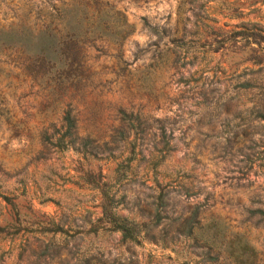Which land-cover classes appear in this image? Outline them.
I'll return each mask as SVG.
<instances>
[{
	"label": "rangeland",
	"instance_id": "rangeland-1",
	"mask_svg": "<svg viewBox=\"0 0 264 264\" xmlns=\"http://www.w3.org/2000/svg\"><path fill=\"white\" fill-rule=\"evenodd\" d=\"M74 1L0 0V264H212L200 236L227 262L239 239L264 264V0H104L100 8L122 11L120 27L131 29L121 46L127 71L115 76L114 46L97 41L99 50L82 48L80 79L76 70L58 77L26 51L62 28L54 9ZM143 18L180 39L156 41ZM63 89L81 111L78 136L93 137L85 155L40 142L58 125ZM92 102L96 123L84 118ZM117 106L132 113L127 144L114 130ZM125 157L136 170L114 183ZM100 177L118 214L147 221L162 190L166 218L138 243L89 231Z\"/></svg>",
	"mask_w": 264,
	"mask_h": 264
},
{
	"label": "trees",
	"instance_id": "trees-1",
	"mask_svg": "<svg viewBox=\"0 0 264 264\" xmlns=\"http://www.w3.org/2000/svg\"><path fill=\"white\" fill-rule=\"evenodd\" d=\"M192 0H189L191 2ZM101 2L104 0H75L70 7L55 8L56 18L62 25L61 29L52 31L51 29H46L43 35H39L36 40H34L30 46H28L26 51H31L37 63L40 66H45L49 64L54 66L55 72L58 73V77H61V73H72V71L77 72V77L80 79L79 72L84 66V60L82 55L83 47H90L95 50H99L95 43L97 41H106L114 46L116 50V63L115 66L117 70H114V75L125 74L127 71V62L121 57V46L130 33L131 29L129 27H120L124 25V14L122 11H116L114 13L110 12V8L101 7ZM91 7L92 10L89 9ZM110 13L113 15L112 22H109L108 15ZM143 27L147 32L153 34L156 37V41H161L164 37H167L170 42H175L180 37H177V31L174 35H170L168 28L157 25H152L143 18ZM184 26L182 28V31ZM251 35V34H250ZM246 37V36H244ZM262 41L264 38L260 37ZM252 41L258 42L257 40ZM87 79V77H85ZM103 87L101 84H97ZM63 89L59 94L60 103L63 104L61 108V115L57 120L58 125L50 123L51 131L43 129L40 135V142L44 146H49L58 151L67 150L72 148L73 150L79 151L82 154H86L87 145L93 140L90 133L87 132L84 136H78V129L81 128L79 122H81V116L75 102H72V96L65 92ZM63 97H66V102H61ZM3 97L0 95V103ZM5 106L0 105V116H2V110ZM86 113L84 118H91L93 123H96L101 118V108L98 107L96 102H92L90 105L85 107ZM114 118L118 120L119 125L115 127L114 130L117 133L119 139L123 140L125 144L126 136L128 135V128H124V122H128L131 119V112H126L121 107H116ZM5 120L9 121V116H3ZM258 117L264 120V113L259 112ZM113 139V137H111ZM129 153H134L131 148ZM130 157H125L123 160L116 164L114 168V183L124 180L127 176L133 175L136 166H130ZM160 162V158H156L152 165L155 168ZM148 164L146 167H148ZM127 173V174H126ZM89 174V172H86ZM90 176V174H89ZM96 180L93 181L92 188L97 190L100 195V213L95 218V220L90 224L89 231H96L98 229L106 231H115L119 233L121 240L131 241L138 243L140 239L148 234L151 227L156 226L164 218H166L165 207L166 203L164 200L165 192L162 190L157 191L154 201H153V212L151 217L147 221H134L133 219L122 216L116 212L117 204L114 200V191L111 185L107 181ZM3 199H7V196L0 195ZM10 204V209L16 213V207L13 203ZM198 214L197 208L192 210L189 218L182 225L183 227L189 226L195 221L196 215ZM189 223V225L187 223ZM197 222V220H196ZM195 222V223H196ZM2 229V227H0ZM184 231H189L188 227L184 228ZM217 232L218 236V231ZM202 239V245L207 248L206 254H209L211 247H213V255L208 258L212 260V264H232L226 261V257L221 256V251H216L215 246H210V242L213 239L200 236ZM197 236H194V240ZM231 252L233 258V264H253L254 258L253 251L245 243H241L239 239L235 241H230ZM223 255V254H222Z\"/></svg>",
	"mask_w": 264,
	"mask_h": 264
},
{
	"label": "water",
	"instance_id": "water-1",
	"mask_svg": "<svg viewBox=\"0 0 264 264\" xmlns=\"http://www.w3.org/2000/svg\"><path fill=\"white\" fill-rule=\"evenodd\" d=\"M109 8H110V12H112V13L117 11L116 9H114V7L112 5H110ZM124 26H126V25L124 24Z\"/></svg>",
	"mask_w": 264,
	"mask_h": 264
}]
</instances>
